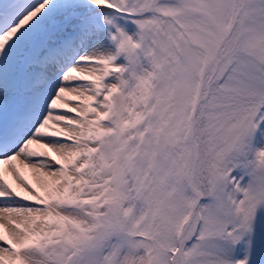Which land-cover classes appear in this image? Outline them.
<instances>
[{
    "label": "snow or ice",
    "instance_id": "snow-or-ice-1",
    "mask_svg": "<svg viewBox=\"0 0 264 264\" xmlns=\"http://www.w3.org/2000/svg\"><path fill=\"white\" fill-rule=\"evenodd\" d=\"M0 264H264V0H0Z\"/></svg>",
    "mask_w": 264,
    "mask_h": 264
},
{
    "label": "bare ground",
    "instance_id": "bare-ground-1",
    "mask_svg": "<svg viewBox=\"0 0 264 264\" xmlns=\"http://www.w3.org/2000/svg\"><path fill=\"white\" fill-rule=\"evenodd\" d=\"M24 173H25V175L27 174V175H26V176H28L27 179H28L30 182H33V181H32V176H31V174H30L27 170H24ZM33 183H34V182H33Z\"/></svg>",
    "mask_w": 264,
    "mask_h": 264
},
{
    "label": "rangeland",
    "instance_id": "rangeland-1",
    "mask_svg": "<svg viewBox=\"0 0 264 264\" xmlns=\"http://www.w3.org/2000/svg\"><path fill=\"white\" fill-rule=\"evenodd\" d=\"M24 174H25V173H24ZM26 175H27V174H26ZM26 175H25V176H26ZM27 177H28V176H26V178H27Z\"/></svg>",
    "mask_w": 264,
    "mask_h": 264
}]
</instances>
